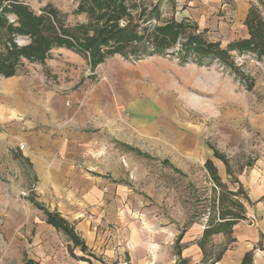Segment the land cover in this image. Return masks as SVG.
Wrapping results in <instances>:
<instances>
[{"label": "crops", "instance_id": "obj_1", "mask_svg": "<svg viewBox=\"0 0 264 264\" xmlns=\"http://www.w3.org/2000/svg\"><path fill=\"white\" fill-rule=\"evenodd\" d=\"M174 1L180 20L212 32L225 45L250 37L245 20L252 6L259 3L264 18V0ZM165 65L174 63L152 56L133 65L113 55L91 68L84 55L57 47L39 68L0 78V126L31 178L27 196L0 197V264H176L181 259L242 264L246 255L248 264H264V147L257 159L233 172L245 193L244 212L230 227L229 245L214 259L204 240V250L199 245L201 234L195 245L202 257L191 261L183 254L185 230L176 235L175 228L162 227L154 207L113 177L112 166H119L113 158L122 156L113 148L117 142L141 154L149 148L153 155L202 156L222 183L230 176L218 166L214 148L204 149L196 135L177 132L153 105L136 100V81L154 79ZM226 98L232 105L222 111L219 124H246L263 139L256 141L258 147L264 145V104L240 103L238 94ZM34 203L58 214L79 242L48 223Z\"/></svg>", "mask_w": 264, "mask_h": 264}, {"label": "rangeland", "instance_id": "obj_2", "mask_svg": "<svg viewBox=\"0 0 264 264\" xmlns=\"http://www.w3.org/2000/svg\"><path fill=\"white\" fill-rule=\"evenodd\" d=\"M16 1L26 4L37 15L45 12L44 8L48 5L56 11L60 23L71 30L89 19L84 10L78 9L81 0ZM126 4L129 7L134 6L129 10L134 18L132 23L137 25L136 31L139 33L146 30L151 32L167 22L180 20L179 9L174 0H126ZM258 5L259 3L254 8L264 21ZM5 17L8 23L17 24L14 14L7 13ZM104 23L101 22L99 26ZM192 29L186 32L190 33ZM195 33L202 34L209 41H218L217 36L208 30L198 29ZM7 37V31L0 28L2 53L5 52L3 43L8 45ZM184 39L183 37L178 39L174 52L179 51ZM14 42L20 48L28 45L30 38L16 35ZM220 44L222 48L227 46L222 42ZM104 45H99L101 51L107 49ZM141 46L142 44L136 45L137 48ZM63 48L69 49V47ZM69 50L77 52L74 49ZM171 51L167 50V53L151 56L125 57L120 54L114 56L133 65L152 56L174 63L173 66L165 65L163 69L161 68V72L159 71V75L154 79L136 81L135 98L153 105L157 109V116L167 119L177 132L196 135L197 141L204 149L214 148L220 156L218 166L222 167L220 169L224 170L225 174L230 173V176H224V183L219 178L212 179V175L203 166L202 156H186L177 151L171 156L167 153L153 155L149 148L147 149L151 153L144 150L141 154L130 150L120 142L113 145V148H118L122 156L118 159L113 158L119 160V166H112V174L113 177L127 184L132 194L143 196L147 206L154 207L158 215L156 217L159 218L158 223L162 227L175 228L176 235L182 229L185 230L182 242L188 249H183V254L194 261L202 257L195 242L200 238L204 228L221 222L228 223L233 218L243 215L245 193L237 187L233 172L257 159L264 145L258 147L259 135L254 136L246 124L235 121L234 126L233 122L223 126L219 124L218 118L223 110L227 111L228 106L231 108L232 104L230 105L226 98L228 95L238 94L240 103L255 100L256 103L264 104V58L249 51L238 53L231 50L229 54L233 61L232 66L212 58L205 59L201 64L196 61L195 55L189 54L184 59L182 57L180 59ZM84 56L89 62L88 57ZM35 66H39V62H30L27 58L21 57L16 74L30 70L31 67L39 68ZM0 78L8 77L0 75ZM219 82L221 90L216 92ZM231 87L235 90L234 93H230ZM130 98L129 90L128 99ZM239 110L242 113L245 109L240 107ZM231 128H236V131L231 132ZM6 133L5 127L0 126V197H7L13 193L20 196L22 195L20 193H24L27 196V186L31 178L24 171L19 159L15 157L14 147L10 146ZM238 134L240 135L237 142L231 143L230 140ZM129 146L133 147V145ZM229 230L228 225L220 233L208 235L204 239L205 250L210 259L216 258L222 249L229 245ZM171 253L174 254V251L172 250Z\"/></svg>", "mask_w": 264, "mask_h": 264}, {"label": "trees", "instance_id": "obj_3", "mask_svg": "<svg viewBox=\"0 0 264 264\" xmlns=\"http://www.w3.org/2000/svg\"><path fill=\"white\" fill-rule=\"evenodd\" d=\"M132 7L134 6H127L126 0H81L78 9L84 10L89 19L86 23L77 25L73 31L60 23L56 11L48 5L44 8L45 12L37 15L22 2L0 0V28H4L8 34L6 39L8 45L3 43L5 52L2 53L0 50V75L4 77L15 75L18 72L21 57L27 58L30 62L43 63L54 47H69V49L86 55L91 68L96 67L114 54L125 57L130 55L151 56L167 53V50H172L171 53H175L180 59L181 57L184 59L189 54L195 55L196 61L201 64L205 59L212 58L232 66L233 61L229 54L231 50L238 53L249 51L264 58V21L253 6L249 9L245 20L250 37L232 41L224 48L219 42L209 41L202 34H196V26L185 20H174L154 28L151 32L146 30V32L139 33L136 31L137 25L132 23L134 18L129 10ZM7 13L15 15L17 24L8 23L5 17ZM101 22L105 23L99 26ZM188 29H192L190 33L186 32ZM16 35L28 36L30 43L18 48L14 42ZM180 37L185 38L184 42H182L179 51L174 52L175 43ZM102 44H105L104 47L107 48L105 51H101L99 48V45ZM137 44H142V46L137 48ZM214 156L220 157L215 150ZM204 165L212 174L213 179H217L212 162L206 160ZM34 204L44 209L48 223L64 231L75 243L79 242L73 230L58 214L50 213L41 205ZM236 221V218H233L228 223L221 222L204 228L199 241L201 248L204 245L203 240L208 235L222 231L228 225L231 227ZM175 248L177 252L181 248L178 245V238ZM248 262L249 256L246 255L242 264H248ZM27 264H31V262L28 261ZM176 264L190 263L181 259Z\"/></svg>", "mask_w": 264, "mask_h": 264}, {"label": "built area", "instance_id": "obj_4", "mask_svg": "<svg viewBox=\"0 0 264 264\" xmlns=\"http://www.w3.org/2000/svg\"><path fill=\"white\" fill-rule=\"evenodd\" d=\"M19 148H20V149H22V148H23V145H22V144H20V145H19Z\"/></svg>", "mask_w": 264, "mask_h": 264}]
</instances>
